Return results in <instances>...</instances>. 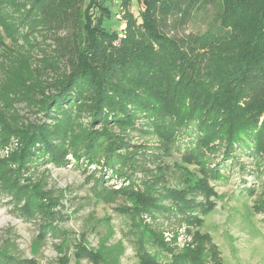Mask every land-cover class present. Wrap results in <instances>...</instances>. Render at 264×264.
I'll return each mask as SVG.
<instances>
[{
    "label": "trees",
    "instance_id": "1",
    "mask_svg": "<svg viewBox=\"0 0 264 264\" xmlns=\"http://www.w3.org/2000/svg\"><path fill=\"white\" fill-rule=\"evenodd\" d=\"M116 1L120 33L107 23L114 0H0V150L8 151L0 194L26 216L41 213L45 235L60 234L63 195L49 188L48 170L35 177L40 165L65 166L69 156L95 165L99 199L116 196L106 180L124 179L129 190L143 185L172 202L144 201L143 212L174 213L200 228L193 201L154 185L153 153L135 138L184 148V157L264 153V0ZM211 8L214 32L172 33ZM208 173L222 179V164ZM133 225L145 264H162V239ZM22 262L0 249V264ZM177 262L190 264L184 255Z\"/></svg>",
    "mask_w": 264,
    "mask_h": 264
},
{
    "label": "rangeland",
    "instance_id": "2",
    "mask_svg": "<svg viewBox=\"0 0 264 264\" xmlns=\"http://www.w3.org/2000/svg\"><path fill=\"white\" fill-rule=\"evenodd\" d=\"M112 12L107 23H114L111 32L120 33L125 24L116 0ZM216 24L211 8L188 24L172 28V33L201 37L214 32ZM134 141L146 142L147 151L153 153L150 165L156 176L154 185L161 193L174 189L193 201L194 214L203 221L200 228L174 213L143 212L144 201L172 202L167 197L153 198L157 193L146 191L143 185L129 190L124 179L106 180L116 196L109 202L99 199L94 193L95 165L89 167L82 161L78 165L69 156L65 166L43 164L35 171V177H40L48 170L49 188L63 195L57 208L59 220H54L60 234L45 235L41 213L26 216L11 198L0 194V249L8 248L22 264H145L148 257L139 255L140 250L145 254L138 241L142 233L133 225L138 222L162 239V264H171L174 257V264H178L183 255L190 264H264V153L253 158L247 150H238L235 160L225 161L223 151L214 156L196 151L192 157H184V148L178 152L167 144L168 149L155 137ZM5 152L0 150V156L6 158ZM220 163L223 177L216 180L208 172ZM136 179L141 185V174Z\"/></svg>",
    "mask_w": 264,
    "mask_h": 264
},
{
    "label": "built area",
    "instance_id": "3",
    "mask_svg": "<svg viewBox=\"0 0 264 264\" xmlns=\"http://www.w3.org/2000/svg\"><path fill=\"white\" fill-rule=\"evenodd\" d=\"M8 151H6V153H7Z\"/></svg>",
    "mask_w": 264,
    "mask_h": 264
}]
</instances>
